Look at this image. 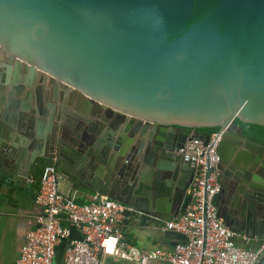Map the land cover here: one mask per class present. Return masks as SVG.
I'll return each instance as SVG.
<instances>
[{"label":"water","instance_id":"1","mask_svg":"<svg viewBox=\"0 0 264 264\" xmlns=\"http://www.w3.org/2000/svg\"><path fill=\"white\" fill-rule=\"evenodd\" d=\"M0 51L15 62L4 162L25 173L51 160L132 208L129 220L157 223L174 216L170 202L184 207L195 175L167 153L190 138L186 128L218 126L214 201L230 195L219 215L253 248L264 243V142L237 123L264 125V0H0ZM41 72L79 96L88 124H64L51 100L50 111L21 99ZM28 138L14 157V140Z\"/></svg>","mask_w":264,"mask_h":264},{"label":"built area","instance_id":"2","mask_svg":"<svg viewBox=\"0 0 264 264\" xmlns=\"http://www.w3.org/2000/svg\"><path fill=\"white\" fill-rule=\"evenodd\" d=\"M223 132L207 140L193 132L171 151L195 170L183 210L157 222L158 229L183 236L172 249H143L128 242L123 226L126 211L132 208L98 192L81 194L73 183L64 191L68 177L48 163L35 196L42 212L26 236L17 264H258L264 243L259 248L238 245L236 233L225 225L214 201L222 189L218 147ZM62 244H66L64 256L55 263Z\"/></svg>","mask_w":264,"mask_h":264},{"label":"crops","instance_id":"3","mask_svg":"<svg viewBox=\"0 0 264 264\" xmlns=\"http://www.w3.org/2000/svg\"><path fill=\"white\" fill-rule=\"evenodd\" d=\"M31 102L33 105L37 103L34 96ZM31 141L30 138H28V141L22 139L14 140V147H12V153L16 154L14 157H18L20 151L24 148L27 150ZM4 144L6 148L3 149L6 151L8 149V145L6 144L8 143L6 142ZM10 146H12V143H10ZM167 156L172 159L179 158L174 156L172 152H168ZM48 163L53 162L48 160L38 169L31 170L30 172L26 171L24 173L23 170L19 171L16 169L18 165L15 163V158L12 161L10 160V162L8 161V163L0 158V264H17L23 246L26 243L27 234L37 226V216L42 212V208L36 204L35 196L39 187L41 172L43 167ZM62 173L66 177H71L75 180V183L70 182L68 179L66 181L64 180L65 182L62 186L64 191L67 192L73 183V186L77 188L81 194L85 192H95L93 189L85 186V184L87 185L90 183L89 181V183L87 181L83 183L70 173ZM180 178L181 177L178 179ZM90 186L92 185L90 184ZM80 200L82 199L80 198ZM228 200H230V195H224L221 199L217 200L215 203L218 209ZM170 203V205H167V208L174 212V216L178 215L183 210V206L180 208L176 203ZM158 224L159 223H154L151 219L147 218L140 220L135 219V221H131L127 218L123 226L124 237L128 242L143 249H172L178 241L182 240L183 236L180 233L175 231H162L156 227ZM73 235L77 236L78 233L74 231ZM236 238V243L238 245L253 248V246L247 243L244 233L236 235ZM65 246L66 244H62L59 247L57 255L58 261L64 256ZM260 261L261 258L259 262Z\"/></svg>","mask_w":264,"mask_h":264},{"label":"flooded vegetation","instance_id":"4","mask_svg":"<svg viewBox=\"0 0 264 264\" xmlns=\"http://www.w3.org/2000/svg\"><path fill=\"white\" fill-rule=\"evenodd\" d=\"M15 66V62L11 61L9 59V56L7 55L5 58H3V52L0 51V74L3 76V85L4 87L0 88V120L1 122L8 121L10 122L12 117H14L13 113L15 112L14 105L16 104V100L14 101L13 98V92L15 89L13 88V85L7 84L8 76L10 77V68L9 66ZM11 77L13 79V75L15 73V68L11 70ZM20 74L23 77H26L28 75V72L23 69V71H20ZM31 84L26 85V89L22 92V100H28L30 97L33 98V96L36 98L37 103L35 106H40V103L38 102V99L48 107V109L51 111V108H49L47 102L51 100V102H54L58 106V113L59 117H63L64 124H88L87 119L93 118L91 115L84 116L82 114L79 115L74 110V103H78L79 96L75 94L71 89H67L64 87H59L57 89L55 85L49 80L48 75L44 73H39L35 77H32ZM2 83H0L1 86ZM31 93V94H30ZM18 95V94H17ZM20 99V98H19ZM86 117V118H85ZM93 124V123H92ZM246 135V134H245ZM2 156L5 153V150L1 148ZM222 183V182H221Z\"/></svg>","mask_w":264,"mask_h":264},{"label":"trees","instance_id":"5","mask_svg":"<svg viewBox=\"0 0 264 264\" xmlns=\"http://www.w3.org/2000/svg\"><path fill=\"white\" fill-rule=\"evenodd\" d=\"M237 123L243 128L244 133L258 141L264 142V125L243 122L240 119L237 120ZM188 132H195L201 137L210 138L215 132L219 131L218 126L212 127H198L195 130L192 128H186Z\"/></svg>","mask_w":264,"mask_h":264},{"label":"rangeland","instance_id":"6","mask_svg":"<svg viewBox=\"0 0 264 264\" xmlns=\"http://www.w3.org/2000/svg\"><path fill=\"white\" fill-rule=\"evenodd\" d=\"M64 184V183H63ZM63 186V185H62ZM64 187H65V185H64ZM118 264H121V262H119Z\"/></svg>","mask_w":264,"mask_h":264}]
</instances>
